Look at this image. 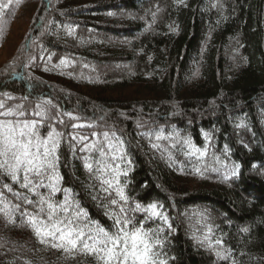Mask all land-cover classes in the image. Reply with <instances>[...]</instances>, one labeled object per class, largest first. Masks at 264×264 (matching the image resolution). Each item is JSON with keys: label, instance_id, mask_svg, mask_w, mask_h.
Instances as JSON below:
<instances>
[{"label": "trees", "instance_id": "trees-1", "mask_svg": "<svg viewBox=\"0 0 264 264\" xmlns=\"http://www.w3.org/2000/svg\"><path fill=\"white\" fill-rule=\"evenodd\" d=\"M0 264H264V0H0Z\"/></svg>", "mask_w": 264, "mask_h": 264}, {"label": "rangeland", "instance_id": "rangeland-1", "mask_svg": "<svg viewBox=\"0 0 264 264\" xmlns=\"http://www.w3.org/2000/svg\"><path fill=\"white\" fill-rule=\"evenodd\" d=\"M25 22L18 20L13 26L12 34L8 42L0 49V67L9 62L11 57L15 54L17 47L20 45L22 38L25 35Z\"/></svg>", "mask_w": 264, "mask_h": 264}]
</instances>
